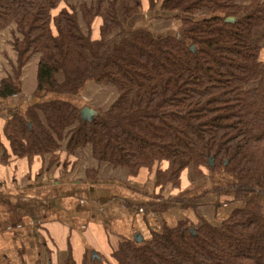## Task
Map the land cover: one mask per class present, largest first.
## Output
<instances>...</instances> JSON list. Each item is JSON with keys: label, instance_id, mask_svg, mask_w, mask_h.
<instances>
[{"label": "trees", "instance_id": "trees-1", "mask_svg": "<svg viewBox=\"0 0 264 264\" xmlns=\"http://www.w3.org/2000/svg\"><path fill=\"white\" fill-rule=\"evenodd\" d=\"M147 1L157 20L181 22L176 33L132 29L142 0H0V34L15 26L17 53L0 97L22 92V71L36 56L37 92L54 95L8 121L12 152L54 162L89 150L100 167L154 181L161 202L145 208L154 214L175 203L194 207L160 195L169 186L181 190L191 168L199 178H232L219 192L231 191L239 206L219 225L180 221L92 264H264V0ZM89 83L116 93L93 109L92 121L63 100Z\"/></svg>", "mask_w": 264, "mask_h": 264}, {"label": "crops", "instance_id": "crops-1", "mask_svg": "<svg viewBox=\"0 0 264 264\" xmlns=\"http://www.w3.org/2000/svg\"><path fill=\"white\" fill-rule=\"evenodd\" d=\"M249 2L239 0L241 5ZM142 3V13L129 24L132 29L148 28L158 37L178 31L180 21L157 20L148 1ZM101 25L100 18L93 23L94 40L100 39ZM8 52L0 51L5 67V55L17 62V53L10 48ZM263 55L264 50V62ZM38 65L36 56L23 69L19 95L0 97V264H92L94 254L111 262L124 241L150 240L164 227H175L184 220L195 227L202 220L219 225L238 207L232 204L231 191H218L232 181L223 173L197 179L189 169L181 190L169 186L160 195L164 199L194 201V207L183 208L175 203L167 212L154 214L145 211L160 204L154 181L100 167L89 150L77 151L70 158L63 153L54 162L51 155L32 162L15 156L4 133L8 121L41 99L54 97L37 92ZM5 76L0 71V83ZM105 89L89 83L70 102L87 106L90 100L97 99L91 97L92 93L110 94L114 99V94ZM67 159L69 165L65 166Z\"/></svg>", "mask_w": 264, "mask_h": 264}, {"label": "rangeland", "instance_id": "rangeland-1", "mask_svg": "<svg viewBox=\"0 0 264 264\" xmlns=\"http://www.w3.org/2000/svg\"><path fill=\"white\" fill-rule=\"evenodd\" d=\"M69 2H71L72 4H76V5H79L80 3L83 2V0H69ZM82 26H83V29L84 31H86V28H85V25L82 23ZM15 30V26H13L12 28H8L6 29L5 31H3L1 34H0V51L3 52L4 51V54H7L9 53L8 52V48L11 49V51H13V32ZM16 53V52H15ZM262 56V54H261ZM264 56V55H263ZM264 58V57H263ZM4 59H7L8 60V64L7 66L8 67H5V65L3 64L2 61H0V71L4 72L5 74H7V72H12L11 70V67H10V62L11 60L9 59V57H7L5 55V58ZM6 77V76H5ZM106 90V89H105ZM112 94H114V98L116 97V93L114 91H111ZM51 96H54V95H51ZM112 95H108V94H105V93H101V94H96V93H92L91 94V97H93V99L95 100H90L87 104V106H83V108L85 107H93V109H96V110H101L102 107H107L108 104H110L112 101H114L113 98H111ZM95 97V98H94ZM66 99H63V100H66V101H70L72 97H65ZM110 98V99H109ZM69 99V100H67ZM102 99H105L102 101ZM99 100V101H98ZM108 100V101H107ZM92 109V108H91ZM211 174L209 173L208 176H210ZM195 176V174H194ZM195 178L197 179H200L199 177H196ZM219 191V190H218ZM217 191V192H218ZM229 191V190H228ZM221 192V191H220ZM233 198V197H232ZM158 199V197H157ZM161 202V201H160ZM237 205V204H236ZM239 206V205H237Z\"/></svg>", "mask_w": 264, "mask_h": 264}, {"label": "water", "instance_id": "water-1", "mask_svg": "<svg viewBox=\"0 0 264 264\" xmlns=\"http://www.w3.org/2000/svg\"><path fill=\"white\" fill-rule=\"evenodd\" d=\"M227 21L228 22H234L235 20L234 19H228ZM81 115H82L84 120L92 121V119L96 116V112L89 107H85V108H83ZM213 165H214V161L211 160L210 166H213ZM93 257L96 258L97 255L94 254Z\"/></svg>", "mask_w": 264, "mask_h": 264}, {"label": "built area", "instance_id": "built-area-1", "mask_svg": "<svg viewBox=\"0 0 264 264\" xmlns=\"http://www.w3.org/2000/svg\"><path fill=\"white\" fill-rule=\"evenodd\" d=\"M14 50V49H13Z\"/></svg>", "mask_w": 264, "mask_h": 264}]
</instances>
